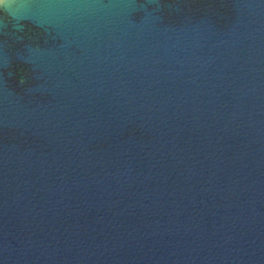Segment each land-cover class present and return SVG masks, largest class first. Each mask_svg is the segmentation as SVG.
Instances as JSON below:
<instances>
[{
    "label": "water",
    "instance_id": "water-1",
    "mask_svg": "<svg viewBox=\"0 0 264 264\" xmlns=\"http://www.w3.org/2000/svg\"><path fill=\"white\" fill-rule=\"evenodd\" d=\"M0 264H264V0H0Z\"/></svg>",
    "mask_w": 264,
    "mask_h": 264
}]
</instances>
